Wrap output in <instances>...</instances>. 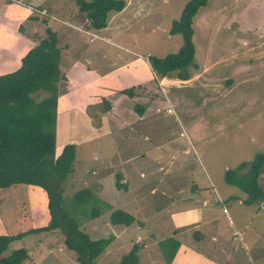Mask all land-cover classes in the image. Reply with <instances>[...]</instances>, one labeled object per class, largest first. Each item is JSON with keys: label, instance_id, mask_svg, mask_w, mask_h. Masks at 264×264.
Wrapping results in <instances>:
<instances>
[{"label": "rangeland", "instance_id": "obj_1", "mask_svg": "<svg viewBox=\"0 0 264 264\" xmlns=\"http://www.w3.org/2000/svg\"><path fill=\"white\" fill-rule=\"evenodd\" d=\"M123 1L129 7L111 12L107 27L95 31L76 0H0V35L3 39L16 29V51L23 59L29 42L37 45L48 29L56 32L62 75L80 61L100 76L115 77L131 58L144 59L150 69L149 57L181 51L183 37L169 30L191 0ZM193 27L198 68L187 69L189 80L179 72L155 73L152 85L133 90V97L112 89L100 109L82 111L92 119L99 112L109 119L118 114L122 125L128 119L121 113L139 117L147 104L146 122L118 126L117 134L114 130L86 143L81 140L89 133L81 123H62L59 143L68 139L72 142L66 144L77 146L63 206L76 204L77 193L91 192V201L72 216L91 239H111L98 264L120 263L135 245L140 264H186L182 258L170 261L176 240L216 264H264V207L246 204L245 192L225 181L228 171L239 179L246 172L240 166L264 154V0H209ZM64 86L65 81L57 83ZM48 95L40 92L35 98ZM64 146L57 147L58 154ZM260 184L264 189V179ZM117 210L127 212L132 224L113 225ZM49 221L48 197L41 188L3 190L0 235H25L3 256L26 249L30 258L24 264H80L60 232L31 233ZM218 240L227 244L216 254Z\"/></svg>", "mask_w": 264, "mask_h": 264}, {"label": "trees", "instance_id": "obj_2", "mask_svg": "<svg viewBox=\"0 0 264 264\" xmlns=\"http://www.w3.org/2000/svg\"><path fill=\"white\" fill-rule=\"evenodd\" d=\"M209 0H191L183 8L181 17L174 21L171 35H181L183 46L176 55L167 58L149 57L152 70L162 77L179 72L182 80H189L187 69L198 68L194 45V18L208 5ZM77 9L85 14L92 30L107 27L111 12H121L126 4L123 0H76ZM61 47L56 32L48 29L46 35L38 39L37 45L21 61L16 71L0 75V193L12 186H36L48 197L49 224L31 233L60 232L65 238V246L74 252L80 264H98V259L111 244V239L93 240L81 229L79 221L72 216L83 210L92 195L83 190L75 195L76 204L65 208L64 185L73 172L77 158V146L66 144L61 153L57 150V105L59 88L57 83L65 81L61 74ZM134 89L124 93L134 96ZM40 92L49 93L43 100L35 96ZM144 110V109H143ZM140 110V111H143ZM239 179H232L233 171L225 176L227 184L241 189L247 195V203L263 204L264 189L260 182L264 179V154H258L250 165L242 164ZM238 171V172H239ZM121 189V185L118 184ZM113 225L132 224V217L125 211L112 213ZM25 235H0V264H24L29 258L26 249H19L9 256H3L10 245ZM170 261L175 257L180 244L171 242ZM139 245L125 255L118 264H140Z\"/></svg>", "mask_w": 264, "mask_h": 264}, {"label": "crops", "instance_id": "obj_3", "mask_svg": "<svg viewBox=\"0 0 264 264\" xmlns=\"http://www.w3.org/2000/svg\"><path fill=\"white\" fill-rule=\"evenodd\" d=\"M129 4L130 2L126 4L123 11H125L127 7H129ZM123 11L119 13L121 14ZM10 17L11 14H8V18ZM15 30L12 32V35L10 33L4 34L3 39L0 35V75L14 72L21 66L22 56L19 57L18 53L20 52L16 51L17 41ZM7 36L12 37L9 38ZM35 46L36 45L33 42H29L26 54ZM148 65L150 66V64ZM124 67L126 68V71L123 70ZM150 70L152 73H150ZM116 72L117 73H115V77L112 75H101V77L95 68L90 70L80 61L76 63L74 62L70 66L68 71L65 72L66 87H59L60 91L57 105V147L59 149L62 145L64 146V144L72 142V140L66 139L64 142H61V144L59 143L60 132L62 131V123L65 125V119H67L70 123H74L75 125H79V123H81V126H84L85 131L89 133V137L81 140L84 143L93 142L99 138L101 139L106 136H110L113 134L114 130L117 134L119 132L117 130L119 129L118 126L125 129L127 126H131L132 124L133 126H135L136 122L141 124L142 122H146L148 120L150 110L147 108V104L142 106L144 110L142 109L143 111L139 112V117H136L133 114L126 116L121 113V118L126 117L128 119V124L121 122L122 125H120V121L118 120L120 117L118 114L113 113L111 117L114 120H112V118L109 119L108 116H105V113H101L99 112V110H97L99 114L94 117L95 119L88 118L82 113V111L84 112L85 110H88L91 106H95L96 108L100 109L99 106L101 102L106 98V96L110 95V91L112 89H115L119 93H124L126 90L134 89L138 91L141 90L144 86H151V80L153 78V75L155 74V72L151 69V66L150 69H148L144 59L140 60L135 58H131L130 60H128L127 64H125L121 68V70H118ZM165 80L166 79H164V82L165 84H167ZM164 82L162 81L161 83ZM88 88L89 90H87ZM90 92H92L93 94L99 93L100 97H93L91 96L92 93L90 94ZM115 119H117L118 122ZM96 122H98V125L94 126ZM92 131H95L93 135ZM147 139L148 141H151V137H147ZM124 157L128 158L130 157V155L128 154ZM261 205L263 206V204ZM214 240L216 239L214 238ZM176 241L179 242L181 247L178 250L173 261H178L182 258L185 260V262L187 261L186 264H216L215 259H212L213 262L208 261L209 258H205L204 254L198 252V250L196 251L194 249H191L189 246H183L181 245L180 241ZM215 244L217 248L213 247V249H215L214 251H216V254H218L219 249H223L227 243L225 240H218V242H216Z\"/></svg>", "mask_w": 264, "mask_h": 264}]
</instances>
